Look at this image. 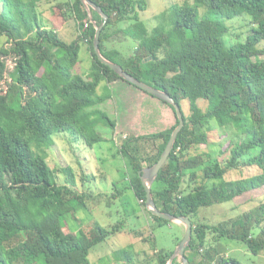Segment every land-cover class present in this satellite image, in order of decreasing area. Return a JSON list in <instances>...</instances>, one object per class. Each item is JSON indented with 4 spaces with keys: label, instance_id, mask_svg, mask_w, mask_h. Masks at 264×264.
I'll use <instances>...</instances> for the list:
<instances>
[{
    "label": "trees",
    "instance_id": "trees-1",
    "mask_svg": "<svg viewBox=\"0 0 264 264\" xmlns=\"http://www.w3.org/2000/svg\"><path fill=\"white\" fill-rule=\"evenodd\" d=\"M40 1L0 0V39H6L0 47V264H90L91 249L120 230L118 226L106 229L97 221L86 230L69 224L77 220L90 197L83 195L80 200L76 196L73 168L51 169L45 149L54 145L53 135L66 132L89 148L102 142L96 126L113 129L116 123L93 109L109 99L107 91L98 96L99 85L136 87L95 56V24H102L101 16L92 11L90 19L80 0H69L53 8L44 26ZM90 1L108 16L100 34L101 54L137 80L169 94L183 115L184 126L152 187L157 208L191 220L192 240L187 251L192 254L204 247L207 252L212 249L206 248L207 236L212 234L218 242L238 241L258 256L264 251V203L230 223L211 226L194 219L200 208L264 189V0H192L173 5L158 16L159 25L151 33L139 19V12L146 9L144 1ZM201 8L205 9L203 17ZM240 17H247L252 27L245 41L232 43L226 38L224 21ZM70 21L74 22V39L66 43L59 32ZM124 22L129 23L126 28H114ZM117 34L137 43L135 55L124 58L106 46L121 42L114 39ZM81 44L91 56L84 75L75 72ZM156 100L175 116L172 105ZM200 101L206 103L205 108ZM183 104H187L188 113ZM213 121L219 128H234L240 137L216 159L199 152L200 146L210 144L208 132ZM177 125L175 116L169 129L127 136L118 150L126 174L122 191L116 190L113 198L122 197L128 213L132 192L139 210L158 226L170 222L147 210L139 173L159 160ZM141 142L159 144L154 153L144 156L139 153ZM245 167L255 168L257 174L225 179L229 171ZM59 173L63 184L58 182ZM132 234L142 238L139 232L133 230ZM171 256L172 252H158L155 264H167ZM135 257L132 245L122 249V262L136 264ZM227 263L242 264L230 257L218 261Z\"/></svg>",
    "mask_w": 264,
    "mask_h": 264
},
{
    "label": "rangeland",
    "instance_id": "rangeland-1",
    "mask_svg": "<svg viewBox=\"0 0 264 264\" xmlns=\"http://www.w3.org/2000/svg\"><path fill=\"white\" fill-rule=\"evenodd\" d=\"M146 4V9L139 12V19L145 24L149 33L159 25L158 16L164 12H169L173 5L192 3V0H142ZM69 2V0H41L39 11L44 26L48 25V19L52 10L59 3ZM72 2V0H71ZM0 3V12L2 11ZM204 8L199 9L200 16L203 17ZM228 32L226 38L232 43L243 42L250 33L251 24L247 17L235 18L230 21H224ZM128 22L120 23L115 29L126 28ZM74 22H68L67 26L59 32V37L66 43L74 39ZM111 29L110 32H112ZM114 39L121 42H114L112 45L106 43L108 48H115L124 58L135 53L137 43L130 38L126 40L120 34L114 36ZM123 40V42H122ZM6 39H0V47L5 46ZM80 67L75 72L84 75L83 70L89 69L90 58L88 50L81 44ZM13 67V62L8 61V68ZM6 84L2 85L4 89ZM109 94V99L98 103L93 109L104 113L106 117L116 123L111 129L109 126L99 124L96 131L104 138L92 148L83 144V142L74 141L71 135L66 132L53 135L54 145L45 149L47 163L55 171L70 166L76 175V185L73 188L76 196L83 200V195L90 197L85 203L86 208L79 211L75 218L77 220L69 221V224L75 225L86 230L90 224L97 221L102 227L111 230L118 226L120 230L115 236L110 237L104 242L94 246L88 256L90 264H122V249L132 245L137 253L146 249L149 256L151 251H166L164 248L173 250L176 243L181 240V232L174 223L156 225L151 218L146 216L142 209L139 210L132 192H129L128 213L123 209L122 197L114 199L112 195L116 190L122 191L124 185L123 178L126 174L125 164L118 153L122 139L127 136L151 135L163 130L169 129L175 123V116L169 109V115L163 113L160 107L153 102L156 99L146 95L140 90L126 84L113 83L107 85L101 83L97 89L98 96L105 92ZM202 108L206 107L204 101H200ZM184 111L188 113L187 104H183ZM211 129L208 132L210 144L202 145L199 152L210 153L213 159L219 156V152L225 150L230 144L238 142L237 131L234 128H219L213 121ZM154 142H141L139 144V153L141 155L152 154L155 152ZM257 174L255 168H239L229 171L225 176L226 180H241ZM59 184L64 183L62 174H58ZM127 178V177H126ZM118 182L114 186L113 183ZM187 180L183 184L185 188ZM155 185V184H154ZM264 203V189L255 190L241 195L234 200L215 204L210 207L200 208L195 221L197 223L216 226L222 223H230L238 219L243 213L250 211L259 204ZM64 223V222H63ZM122 223L124 230L122 231ZM139 232L142 238H146L143 243L142 238L136 237L132 231ZM222 248L230 258L238 260L242 264H264V251L258 256L249 252L246 247L235 240H221ZM221 248V249H222ZM150 251V252H149ZM224 252V251H223ZM154 254H152L153 256ZM156 255V254H155ZM141 260V256L135 257ZM146 261L147 257L143 258ZM137 261V260H136ZM126 264V263H125ZM136 264H140L137 263Z\"/></svg>",
    "mask_w": 264,
    "mask_h": 264
},
{
    "label": "water",
    "instance_id": "water-1",
    "mask_svg": "<svg viewBox=\"0 0 264 264\" xmlns=\"http://www.w3.org/2000/svg\"><path fill=\"white\" fill-rule=\"evenodd\" d=\"M82 5L84 6L85 10L89 14L90 19H92V11L96 12L101 18L103 19V22L101 25H96L95 24V36H94V41H93V51L95 53V56L97 57L98 61L109 67L113 72H115L120 78L128 82L129 84L135 86L138 88L140 91L158 99L161 100L167 104H170L173 106L175 110V116L178 121V125L175 127V129L172 131L170 139L165 146V149L163 150L159 160L151 167L144 168L141 170L139 173V178L141 180V183L145 189L146 192V208L150 212L152 216H155L157 218H160L162 220L168 221L170 223H180L184 226L185 232L182 240L180 243L177 245L175 251L173 252L171 256V260L179 257L182 259L183 264H189L188 260L185 257V252L189 248L191 240H192V222L189 218L186 217H175L169 213H164L161 212L152 197V187L157 181L159 172L161 169L164 167L166 164L167 160L169 159L171 152L174 148L175 141L178 137V134L182 130L184 126V119L183 115L181 112V109L178 104L170 97L169 94H167L164 91H160L158 89H155L139 80L136 78L132 77L130 74L126 73L122 67L116 63H113L106 59L100 51V34L104 26L106 25L108 21V16L102 11L100 6L96 5L90 0H80ZM135 55V53H134ZM147 61V60H145ZM227 264H234V263H227Z\"/></svg>",
    "mask_w": 264,
    "mask_h": 264
},
{
    "label": "crops",
    "instance_id": "crops-1",
    "mask_svg": "<svg viewBox=\"0 0 264 264\" xmlns=\"http://www.w3.org/2000/svg\"><path fill=\"white\" fill-rule=\"evenodd\" d=\"M40 12V11H39ZM41 13V12H40ZM64 28H62L61 30H63ZM60 30V31H61ZM84 45V44H83ZM85 48L87 49L86 45H84ZM89 53V51H88ZM89 58H90V65H91V56L89 53ZM80 67V61L78 64V68ZM89 69H85L83 70L84 74L88 72ZM155 105H158L160 107V104L158 102H153ZM161 109L163 110V113L166 115H169V108H167L166 106L162 105ZM177 227L178 230H180L181 232V236L183 238L184 236V232H185V228L182 224L180 223H174ZM181 238V240H182ZM178 243H176L175 247L173 250H170L169 248H164L166 250V252H173L175 251L177 245L180 243V241ZM219 240H217L214 235L212 234H208L207 236V244H206V248L210 249L208 252L207 250L204 248L198 250L196 253L192 254L190 251L185 252V257L188 260L189 264H198V263H202V264H218V261L221 257L224 258H229V256L227 255V253L225 252V250H223V248L221 249L219 246L223 245L222 242H218ZM213 248L215 250H213ZM135 250V248H134ZM137 251V249L135 250V252ZM224 251V252H223ZM138 252V251H137ZM136 252V255L141 256V260L137 259V263L140 264H155V258L156 255L158 253L157 250L151 251V255L149 256L148 252L146 249H143L141 252H139V254ZM150 252V251H149ZM219 253V254H218ZM152 254H154L152 256ZM147 257L149 260L146 261L145 258ZM122 264H125L124 262H122ZM167 264H183V261L181 258L176 257L174 259L171 260V258L168 260Z\"/></svg>",
    "mask_w": 264,
    "mask_h": 264
}]
</instances>
